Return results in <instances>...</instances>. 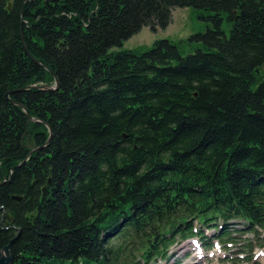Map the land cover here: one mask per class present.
Returning <instances> with one entry per match:
<instances>
[{
  "label": "trees",
  "instance_id": "obj_1",
  "mask_svg": "<svg viewBox=\"0 0 264 264\" xmlns=\"http://www.w3.org/2000/svg\"><path fill=\"white\" fill-rule=\"evenodd\" d=\"M175 7L208 22L193 52L113 50ZM263 65L264 0H0V250L139 264L198 238L255 264Z\"/></svg>",
  "mask_w": 264,
  "mask_h": 264
},
{
  "label": "rangeland",
  "instance_id": "obj_2",
  "mask_svg": "<svg viewBox=\"0 0 264 264\" xmlns=\"http://www.w3.org/2000/svg\"><path fill=\"white\" fill-rule=\"evenodd\" d=\"M208 22L200 19L196 10L192 7H175L172 9V21L165 29L151 30L150 27L143 29L123 43V46L114 47L113 50L131 49L135 51H146L150 49L154 42L159 39H168L179 45L182 55L193 52L197 44L189 41L190 37L196 33L206 31ZM224 28L229 33L230 27L227 22ZM259 75L264 80V65L259 70ZM213 231L207 230L208 234ZM245 237V236H244ZM198 238L178 242L171 247L168 257L165 260H157L139 264H235L236 258H245L247 254L241 253V245L229 244L228 249L217 246L211 251L203 250L199 245ZM187 252V253H186ZM255 264H264V249L254 250ZM200 257L201 260H200ZM240 264H247L241 262Z\"/></svg>",
  "mask_w": 264,
  "mask_h": 264
},
{
  "label": "water",
  "instance_id": "obj_3",
  "mask_svg": "<svg viewBox=\"0 0 264 264\" xmlns=\"http://www.w3.org/2000/svg\"><path fill=\"white\" fill-rule=\"evenodd\" d=\"M8 8L11 9L12 8V4L9 3ZM59 86V81L56 78V84L52 85V86H41L42 89H56ZM52 135H50L51 139ZM14 241V240H13ZM13 241H11V243L7 244L5 247H3L0 250V264H13V260H14V254H13V250H12V243Z\"/></svg>",
  "mask_w": 264,
  "mask_h": 264
},
{
  "label": "bare ground",
  "instance_id": "obj_4",
  "mask_svg": "<svg viewBox=\"0 0 264 264\" xmlns=\"http://www.w3.org/2000/svg\"><path fill=\"white\" fill-rule=\"evenodd\" d=\"M202 257H200V260H201Z\"/></svg>",
  "mask_w": 264,
  "mask_h": 264
}]
</instances>
